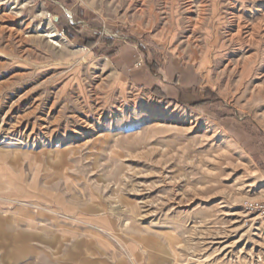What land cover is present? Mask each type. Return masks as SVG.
<instances>
[{"label":"rangeland","instance_id":"rangeland-1","mask_svg":"<svg viewBox=\"0 0 264 264\" xmlns=\"http://www.w3.org/2000/svg\"><path fill=\"white\" fill-rule=\"evenodd\" d=\"M260 16L0 0V264H264Z\"/></svg>","mask_w":264,"mask_h":264},{"label":"bare ground","instance_id":"bare-ground-1","mask_svg":"<svg viewBox=\"0 0 264 264\" xmlns=\"http://www.w3.org/2000/svg\"><path fill=\"white\" fill-rule=\"evenodd\" d=\"M259 12H262V11L259 10ZM260 17L261 18H259L260 19L259 22H256L255 24L248 25V26H247V24L241 25L242 23L240 24V19H239V22L237 23V26H236L237 27L236 33L235 34H231V40H234L236 42L238 41V43H241V42H239V40L241 39V37H243V35H245L247 41L250 42V44L256 45V47H259L261 45L262 41H264V16H260ZM243 30H246V31H243ZM50 33L51 34H49V36H48L49 38H53L54 39L55 37H58V36H56L55 32H50ZM255 59H256V55L251 58V61L246 63V67L244 69V71L246 72V76H249L251 74V72H252V69H254V67H255ZM254 71H255V69H254ZM260 79H262V78H260ZM223 239H225V237H221V238L219 237L218 240H222V241H218L215 244H222V243L224 244V242H223L224 240Z\"/></svg>","mask_w":264,"mask_h":264}]
</instances>
